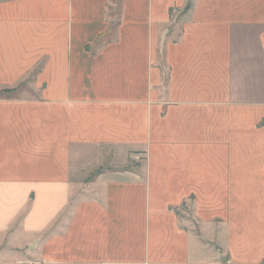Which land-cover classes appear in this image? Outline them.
Returning a JSON list of instances; mask_svg holds the SVG:
<instances>
[{
    "label": "crops",
    "instance_id": "1",
    "mask_svg": "<svg viewBox=\"0 0 264 264\" xmlns=\"http://www.w3.org/2000/svg\"><path fill=\"white\" fill-rule=\"evenodd\" d=\"M0 88V264H264V0H0Z\"/></svg>",
    "mask_w": 264,
    "mask_h": 264
},
{
    "label": "rangeland",
    "instance_id": "2",
    "mask_svg": "<svg viewBox=\"0 0 264 264\" xmlns=\"http://www.w3.org/2000/svg\"><path fill=\"white\" fill-rule=\"evenodd\" d=\"M183 14H184V12H179V14L174 13V16H176V19H177V24H180L182 22ZM0 92H4V89L0 88ZM223 254H224L223 252H220V255L221 256H223ZM225 258L226 257L223 256V258H220V259H223L224 260ZM223 260H221V261H223Z\"/></svg>",
    "mask_w": 264,
    "mask_h": 264
}]
</instances>
